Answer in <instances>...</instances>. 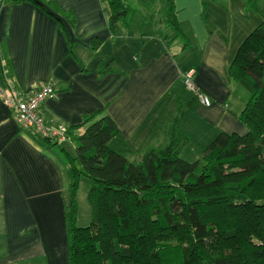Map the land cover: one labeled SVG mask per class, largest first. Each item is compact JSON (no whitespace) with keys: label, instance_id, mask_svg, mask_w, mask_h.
<instances>
[{"label":"crops","instance_id":"obj_1","mask_svg":"<svg viewBox=\"0 0 264 264\" xmlns=\"http://www.w3.org/2000/svg\"><path fill=\"white\" fill-rule=\"evenodd\" d=\"M49 1L55 6H44L58 18L28 0H0V90L14 84L27 93L53 83L57 95L41 110L51 125L83 134L84 117L104 111L120 131L110 148L132 159L166 140L159 123L180 103L185 110L181 126L190 137L180 155L196 153L199 159L221 132L247 133L240 115L249 94L230 79L229 69L244 40L263 22L260 12L248 10V0H174L188 47L172 39L165 0H153L149 6L160 5V41L155 52L135 59L123 45L140 37L131 26L111 28L108 0ZM148 7L137 13L155 19L143 13ZM141 36L149 39L150 34ZM107 65L111 71L101 75ZM191 70L211 106L186 89L183 77ZM54 148L23 130L14 110L0 99V264H68L69 176Z\"/></svg>","mask_w":264,"mask_h":264},{"label":"trees","instance_id":"obj_2","mask_svg":"<svg viewBox=\"0 0 264 264\" xmlns=\"http://www.w3.org/2000/svg\"><path fill=\"white\" fill-rule=\"evenodd\" d=\"M28 1L40 6L52 4L49 0ZM108 1L112 29L117 25L130 27L138 9L153 2L140 0L134 5L129 0ZM165 2L166 25L174 31L172 39H181L188 47L189 40L176 19L174 0ZM261 2L248 0V10L260 12L263 22L244 40L229 69L230 79L249 92L240 115L246 134L221 132L203 149L201 158L190 162L180 156L182 146L190 140L181 126L185 112L181 103L172 115L166 140L139 152L135 159L110 148V141L120 131L104 111L84 117L80 126L85 127L83 134L76 133L77 128H67L76 153L72 156L61 149L69 176L68 264H264ZM70 21L74 23L73 17ZM99 46L97 42L94 49ZM110 71L107 65L99 73ZM32 137L47 148L59 144ZM82 175L91 182L92 221L87 227L77 223Z\"/></svg>","mask_w":264,"mask_h":264},{"label":"built area","instance_id":"obj_3","mask_svg":"<svg viewBox=\"0 0 264 264\" xmlns=\"http://www.w3.org/2000/svg\"><path fill=\"white\" fill-rule=\"evenodd\" d=\"M183 83L201 104L212 105L211 97L195 82L193 70L184 75ZM56 95L57 88L53 83L41 85L27 93L17 89L14 84H9L8 88L0 90V99L6 106L14 110L17 121L23 130L34 137L50 139L60 144L70 140L67 128L51 125L41 111L44 102L55 98Z\"/></svg>","mask_w":264,"mask_h":264},{"label":"rangeland","instance_id":"obj_4","mask_svg":"<svg viewBox=\"0 0 264 264\" xmlns=\"http://www.w3.org/2000/svg\"><path fill=\"white\" fill-rule=\"evenodd\" d=\"M127 2H131L132 4H139L140 0H129ZM158 6L160 5H151L149 6V13H147L145 10L143 13L145 14H149L152 15V18L155 19H146L144 18V15H141L140 13H137L136 16L133 19V22L131 23V32L135 31V36H139L140 38L138 39H132L129 40L128 43H125L123 45V47L127 45V47H130V49L133 51L132 54H130V56H132V59L134 57V55H137L139 57L143 56L146 53H153L156 51L157 49V44L160 41V37L158 36V32L156 30L157 28V23L160 20L159 19V8ZM261 9L264 10V0H262L261 5H260ZM261 14V13H260ZM144 31H146L148 34H150L149 39L146 37L141 36L142 33H144ZM149 40V43H147L146 41ZM146 44V46H145ZM125 49V50H124ZM122 51V54L124 55V61L127 59V57L125 55H127L126 52V48H124ZM137 57V58H138ZM243 88H245L243 86ZM246 92L249 94L248 90L245 88ZM174 107V106H173ZM170 109V108H169ZM176 109L175 107L173 108L172 111H168V113L162 118V120L159 123V128L165 132V134L167 135V129L169 127V124L171 122L172 119V115L175 113ZM65 148L67 150L68 153H70L72 156H75V142L73 140H68L66 142L60 143L58 144L54 150L52 151L53 153H55L58 156V161L61 165V167L64 169V172H67L66 170V166H65V158L63 153L61 152V149ZM183 159L187 160V161H195L196 159V153H193V156H190L187 153H183V155H180ZM90 188H91V182L90 179L85 176L82 175L81 179H80V186H79V191L77 194V204H78V218H77V223L80 227H87L91 224L92 221V211H91V206L89 203V192H90ZM65 197L69 200L70 197V193L67 190ZM70 201V200H69Z\"/></svg>","mask_w":264,"mask_h":264}]
</instances>
